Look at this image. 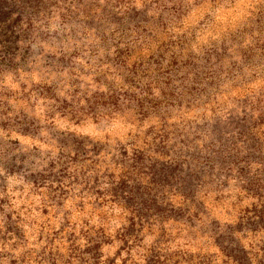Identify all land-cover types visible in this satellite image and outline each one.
<instances>
[{
	"label": "rangeland",
	"instance_id": "obj_1",
	"mask_svg": "<svg viewBox=\"0 0 264 264\" xmlns=\"http://www.w3.org/2000/svg\"><path fill=\"white\" fill-rule=\"evenodd\" d=\"M185 2L143 0L144 7L137 9L130 6L133 0H0V73L11 72L2 78L3 85L21 90V99L35 93L37 97L55 100L50 107L73 119L75 103L58 96L57 81L34 85L24 92L27 85H20L15 74L18 77L21 72L24 80L29 74L39 80L40 72L67 71L75 97L81 91L80 85L86 84L81 76L91 75L96 83L105 80L104 73L93 74L92 68L86 67L99 50L90 40L98 38L100 46L106 47L107 41L120 33L113 45L114 56L106 55L103 61L114 67L126 64L137 51L132 44L143 40L148 46L146 57L135 62L124 76L129 90L114 91L108 102H134L141 120L159 117L163 123L153 137L152 151L166 158L154 159L141 149L129 155L123 146L112 150L88 137L52 132L50 125H42L24 109L16 111L5 99L11 100L12 94L0 90V247L9 241H14L13 248L26 246L33 228L36 239L31 242L42 244L39 251L30 249L19 262L10 259V264H28L29 257L34 264H73L74 260L78 264H141L136 257H142L144 264H215L217 259L221 264H251L249 252L236 233L255 235L264 231V167H251L264 165V131L260 127L264 117L253 121L246 112L241 115L229 109L227 119H223L203 109L226 91V85L235 87L242 83L245 69L264 66V7L258 5L243 26L211 40L200 54L185 56L174 50L184 48L185 37L172 39L169 33L181 19ZM204 2L195 0L196 4ZM208 20L205 17L196 28H203ZM138 48L143 51L141 46ZM165 61V83L170 86L165 98H138L130 90L140 87L138 77L153 67L159 69ZM100 95L94 93L91 99L96 101ZM248 102V98L241 101ZM181 115L185 118L168 123ZM9 129L41 141L42 131L49 130L56 141V155L36 146L24 151L26 146L19 140L4 137ZM13 176L24 180V184L12 187V192L21 193L20 196L9 192V179ZM141 177H148V182L144 183ZM234 179L243 181L239 187L257 203L245 209L234 225L222 228L219 221H211L206 231L211 232L218 253L168 252L165 246L170 237L162 228L152 245L143 243L145 229L151 234L157 220L186 218L195 227L187 209H174L167 202L169 194L190 200L196 206L193 216L199 218L200 213L207 214V209L203 201L196 199L198 193L204 192L214 203L222 204L227 199L225 190ZM25 185L31 186L28 195H23ZM13 200L29 201L31 206L19 203L16 208ZM68 200L74 201L73 208L66 207ZM86 201L93 208L109 206V213L101 214L99 225H90L91 217L73 220V209L83 212ZM111 220L119 221L120 226L111 224ZM78 225H82L79 234ZM81 238L85 241L83 246L79 243ZM57 241L66 247L67 255L59 251L61 245ZM106 247H115L114 253L107 255L103 251ZM259 247L264 252V243ZM140 248L146 251H137ZM32 252L36 253L34 257ZM5 255L11 256L0 253V259ZM259 264H264V260Z\"/></svg>",
	"mask_w": 264,
	"mask_h": 264
},
{
	"label": "clouds",
	"instance_id": "obj_2",
	"mask_svg": "<svg viewBox=\"0 0 264 264\" xmlns=\"http://www.w3.org/2000/svg\"><path fill=\"white\" fill-rule=\"evenodd\" d=\"M258 5L264 7V0H256L255 3L252 0H236L235 3H212L206 0V2L200 4H196L195 0H186L182 6L184 13L181 19L169 29V33L172 39L184 36L187 42L182 50H174L178 53L182 52L185 56L188 53L200 54L204 46L208 45L211 40L217 39L222 33L230 29L234 30L237 27L243 26L252 15V12L257 9ZM128 6L126 5V7ZM130 6L140 9L144 7V3L143 0H133ZM205 17H209L208 22L203 28L197 29V23L204 20ZM111 31H114V29H111ZM119 38L120 33L117 32L115 37L107 41L106 47L100 46L101 41L98 38H93L89 41V43H94L99 50L96 56L90 57L92 63L86 65V67L92 68L93 74H96L97 71L104 73L105 80L101 83H96L93 81L91 75L81 76L80 79L85 81L86 84L80 85L81 91L77 92L75 97L72 95L73 89L68 84L70 77L67 71L61 73L40 72L39 80H34L30 74L27 80L23 79L21 72H19L18 77L15 74L16 81L20 85L22 83L27 85L23 90L24 92H27L34 85H45L57 81L59 83L57 90L58 96L73 100L75 103L76 115L74 119L71 115H62L60 112L51 108L50 106L56 103L55 100L37 97L35 93H32L27 99H21V90L14 91L8 86L3 85L2 78H6L11 72L0 73V90L12 94L11 100L9 97H5V99L8 100V103L16 111L24 109L38 119L42 125H50L52 132L71 133L78 137H88L94 142L107 145L112 150L123 146L129 155L134 150L141 149L146 151L147 155L154 159H166L152 151L153 137L160 131L163 123L159 117L152 116L141 120L137 116V107L134 102H108L109 97L112 96L114 91L118 90L123 92L129 90L128 85L124 82V76L127 75V70L135 62L139 61L142 56L146 57L148 52V46L144 45L143 40H140L132 44V47L137 49V51L127 60L126 64L114 67L111 63L103 62L106 55L109 57L114 56L116 48L113 45ZM248 43H251V40ZM138 45L143 48V51L138 48ZM120 47H124V45L121 44ZM152 47L154 48L155 45H152ZM77 63L82 64L83 61H77ZM167 67L168 61H165L159 69L153 67L145 73H141L138 77L140 87L130 90L134 91L140 99L147 97L150 100H163L170 87L165 83L167 79ZM225 88L226 91L211 101L203 111L209 113V115L214 114L220 116L223 119H227L229 109H235L236 113L241 115L246 112L253 121H260L264 117V66L245 69V78L242 83L235 87L229 84ZM94 93L101 94L96 101L91 99ZM244 98H248L249 102L247 104L241 103ZM12 114L10 113L9 115ZM184 118L182 115L173 117L168 123L172 124ZM260 127L264 131V123H261ZM150 129H152L151 132L149 131ZM3 135L6 139L19 140L22 145L26 146L23 149L24 151H28L33 146H36L42 151H51L53 156L56 155V141L51 138L50 131L47 129L41 133L44 141L19 135L11 129L4 132ZM167 159H171V157H167ZM251 167L255 170L256 168L264 167V165L253 164ZM233 171L235 172V170ZM141 179L144 183H147L149 178L141 177ZM240 183H243V181H237L236 179L231 181L232 186L225 190L227 199L222 204L214 203L212 197L206 196L204 192L198 193L196 199L203 201L207 209V214L200 213L199 218L193 216V213L196 212L195 204L182 196L169 194L167 202L174 209H187V216L195 220V227H191L186 222V218L180 221L171 218L157 220L152 228L151 234H148L147 228L145 229L143 243L146 246L152 245L160 236L162 228L168 237H170L168 244L165 246L168 252H181L185 255L189 253L195 254L197 252L218 253V249L213 246L211 232L206 231L211 221L213 219L219 221L222 228L226 225H234L238 222V217L243 214L245 209L257 203L254 197L249 196L245 191L241 190L239 187ZM19 184H24L23 178L13 176L9 179V192L12 196L21 195V193L12 192V187ZM29 187L31 186L25 185L23 195H28L27 190ZM32 199H35V197ZM89 199L94 198L89 197ZM19 203H26L31 206L29 201L13 200V205L16 208H19ZM85 203L86 207L83 212L73 209L75 211L73 220H78L81 216L84 218L91 217L90 225H99L102 222L101 214L109 213L110 211L108 205H105L103 208H93L92 205L87 204V201ZM73 205V200L66 202V207L73 208ZM21 215H24V213L22 212ZM26 219H31V217H26ZM110 223L116 227L120 226V222L116 220H111ZM81 226L78 225L77 234H79V227ZM236 235L241 239L244 248L249 252L251 264H259V261L264 260V252L259 247L261 243H264V231H260L255 235L252 232H248L246 235L236 233ZM35 239L36 229L33 228L29 236V243L26 246L13 248L12 244L14 241H9L3 247H0V253L11 254L10 257L5 255L4 258L0 259V264H10V259H16L19 262L21 256L28 253L30 249L39 251L42 244L32 243L31 241ZM79 243L83 246L85 243L84 239L81 238ZM57 244L61 245L59 251L67 255L66 247L63 246L62 242L57 241ZM103 251L107 255H112L115 247H106ZM137 251L144 253L146 249L140 248ZM35 254V252H32L31 255L34 257ZM133 255L135 257L136 253L134 252ZM136 258L140 259L141 264H144L142 257ZM27 261L28 264H34V261L30 257L27 258ZM73 264H78V261L74 260ZM117 264H119V261H117ZM215 264H221V260L217 259ZM229 264H232V262L229 261Z\"/></svg>",
	"mask_w": 264,
	"mask_h": 264
}]
</instances>
